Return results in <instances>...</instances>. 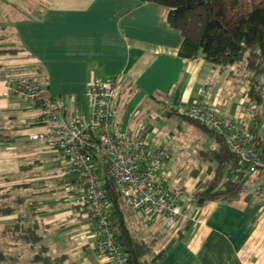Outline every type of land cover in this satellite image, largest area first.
<instances>
[{
    "label": "crops",
    "instance_id": "1",
    "mask_svg": "<svg viewBox=\"0 0 264 264\" xmlns=\"http://www.w3.org/2000/svg\"><path fill=\"white\" fill-rule=\"evenodd\" d=\"M166 15V7L146 0H0V70L8 77L30 76L48 96L66 101L83 102L91 85L120 79L125 93L133 94L130 101H122L123 88L119 94L120 128L136 129L158 105L187 120L172 111L202 104L244 129L249 124H239L241 105L234 108L226 91L212 85L224 74L228 90L239 68L222 70L203 56H179L183 36ZM7 88L0 78V125L17 138L0 139V183L33 180L40 193L36 218L54 256L65 254L66 264H98L94 224L63 190L66 162L50 144L29 139L40 130L42 108ZM245 98L240 104H247ZM207 167L197 177L195 167L188 176L162 171L171 187L184 190L186 201L205 186ZM256 180L261 189L263 180ZM152 226L165 232L164 220ZM170 232L158 235L155 264H264V198L253 193L192 205Z\"/></svg>",
    "mask_w": 264,
    "mask_h": 264
},
{
    "label": "built area",
    "instance_id": "2",
    "mask_svg": "<svg viewBox=\"0 0 264 264\" xmlns=\"http://www.w3.org/2000/svg\"><path fill=\"white\" fill-rule=\"evenodd\" d=\"M0 78L6 81L9 93L42 108L40 130L29 139L50 144L66 162L69 178L65 191L94 224L98 264H129L113 226V202L102 182L101 157L107 161L108 179L146 224L164 220L165 228L173 229L194 205L193 196L185 201L184 190L169 185L162 168L171 150L148 143L151 125L143 121L136 129L118 127L120 79L91 85L85 93L86 112L79 109L70 119L66 100L51 98L30 76L8 77L0 70ZM177 112L214 131L238 157L229 172L232 181L253 177L264 183V147L250 133L236 122H224L217 110L207 105L181 106Z\"/></svg>",
    "mask_w": 264,
    "mask_h": 264
},
{
    "label": "trees",
    "instance_id": "3",
    "mask_svg": "<svg viewBox=\"0 0 264 264\" xmlns=\"http://www.w3.org/2000/svg\"><path fill=\"white\" fill-rule=\"evenodd\" d=\"M146 1L166 7V20L172 27L181 31L183 40L179 56L193 60L203 56L213 66L222 70L237 66L248 80L244 92L247 106L254 108L264 104V0ZM2 37L3 35H0V39ZM44 90L46 92V88ZM79 98H76L75 102L76 105L79 104L78 109H81L88 103V98L85 96L83 102L79 101ZM172 112L178 113L177 110ZM260 116L257 114L254 119L259 121ZM184 117L200 130L209 132L216 143V147L200 149L197 153L201 164L192 172L197 176L203 165H207L209 180L203 188L194 192V205L201 207L209 202L229 201L242 194L247 198L251 197L253 193L248 190L254 178L232 181L229 172L237 165L238 157L230 151L224 140L198 121ZM5 130L0 125L1 140L11 141L17 138L6 134ZM248 130L246 132L264 147V133L260 132L259 126L251 125ZM101 161L102 182L113 202V226L128 255L129 264H155L153 258L160 242L158 235L166 238L171 232H152L150 227L145 231L146 234L139 231V221L144 222L143 219L129 208L114 182L108 179L105 158L101 157ZM33 185L35 184L32 180L0 183V218H16L0 232V242H6V246L16 252L7 253L0 250V264H66L67 256H54L51 247L45 242V235L36 218L40 214L36 201H32L26 214L19 212L27 196L16 193L22 189L35 193ZM35 186L36 189L37 185ZM26 217L34 219L27 220ZM139 234L143 236L140 237Z\"/></svg>",
    "mask_w": 264,
    "mask_h": 264
},
{
    "label": "rangeland",
    "instance_id": "4",
    "mask_svg": "<svg viewBox=\"0 0 264 264\" xmlns=\"http://www.w3.org/2000/svg\"><path fill=\"white\" fill-rule=\"evenodd\" d=\"M218 77V78H217ZM215 76L217 80H213V84L218 83L220 86V92L226 91L228 96H225L226 99H229L230 103L233 102L234 108L237 109L238 105L242 107L243 116L239 119L240 123L246 125L243 131H247L248 128L253 125L254 127L259 126L260 132L264 133V104L261 106H255L254 108H250L247 104H240L241 99L245 98L244 89L247 88L248 80L245 79L242 75V72H239V77L234 78L235 83L229 84V89L226 90L227 86V77L226 75ZM233 79V78H232ZM229 83V82H228ZM122 92V101L130 99L133 97V94H128ZM225 93V92H224ZM124 95V96H123ZM225 95V94H224ZM221 96V99L224 97ZM246 100V98H245ZM68 117L71 119L73 116H76L79 112L78 105H76L75 100L68 99ZM248 103V102H247ZM155 109V110H154ZM153 110H150V116H144L142 119L148 120L147 122L151 125V129L147 133V141L150 145H165L167 148L171 150V158L165 161L163 167L164 169H175L177 171H181L184 175L188 176L192 167H196L199 165L200 158L197 153L200 149H210L216 147L215 138L210 135L208 132H204L199 129L198 126L194 125L188 120L180 118L178 116H170L168 115L163 108L158 105ZM82 112H86V108H81ZM257 114H260V120L256 121L254 118ZM218 116L224 120L218 113ZM259 119V117H258ZM146 120H144L146 122ZM224 122H234L229 120H224ZM237 123V122H236ZM239 126V125H238ZM241 128V127H240ZM250 131V130H248ZM8 133L7 130L4 131ZM214 132V131H213ZM254 138V137H253ZM257 141V140H256ZM258 142V141H257ZM107 162V161H105ZM198 176V175H197ZM196 176V177H197ZM209 178H207L205 185ZM34 181L32 180V183ZM261 182L253 179L250 184V188L248 192L256 193L259 198H264V186L260 189ZM35 185H33V191L21 190L17 192V195L27 196V200L24 201L22 208H20L19 212L26 214L29 211V205L32 204V201H37L39 199L40 193L36 194L37 190L35 189ZM244 195V194H242ZM16 218L11 216L1 217L0 218V232L4 230L8 224L15 221ZM27 220L34 219L33 217H26ZM153 228L151 225L149 226L145 222L139 221L138 229L140 232H145L148 228ZM166 231H171V229H167L164 227ZM164 230V231H165ZM169 231V232H170ZM153 232V229H152ZM143 234V233H142ZM139 234L138 236L142 237L143 235ZM146 234V232H145ZM7 243L4 241L0 242V250L4 252L14 253L15 249H9L6 246Z\"/></svg>",
    "mask_w": 264,
    "mask_h": 264
}]
</instances>
